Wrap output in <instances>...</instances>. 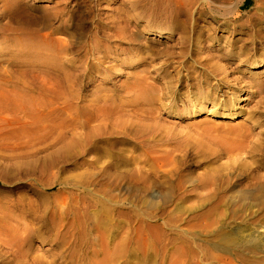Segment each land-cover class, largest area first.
Wrapping results in <instances>:
<instances>
[{
  "label": "rangeland",
  "instance_id": "rangeland-1",
  "mask_svg": "<svg viewBox=\"0 0 264 264\" xmlns=\"http://www.w3.org/2000/svg\"><path fill=\"white\" fill-rule=\"evenodd\" d=\"M160 1L165 0H0V66L17 72L15 66L23 54L21 39L31 34H51V39L65 42L76 35L77 64H99V69L114 66L111 72L87 74L82 80L86 85L82 95L87 99L124 98L127 111L114 116L117 120L108 126H114V135H121L114 138H125L118 160L129 161L121 163L118 170L108 167L110 155L118 149L101 144L97 165L81 169L76 153L58 152L60 143L33 135L36 129L27 124V118L14 120L0 114V264H70L59 257L67 252H60L61 240L55 234L76 232L73 221L96 219L95 208L81 207L92 202L78 186L79 174L83 173L87 182L93 179V184L94 179L119 180L123 190L116 193L126 195L130 192L124 188L135 179L128 174L135 167V156L140 157L142 183L147 188L139 194L151 196L152 201L122 202L109 219L112 224L121 221L119 233L138 232L142 239L161 237L156 244L166 245V258L162 261L158 251L155 264L179 260L173 253L176 234L186 239L185 250H190L192 243L195 249L191 257L201 259V264H241L238 257L264 264V191L259 192L264 186V63L252 67L231 59L228 62L225 83L216 90L217 103L234 97L228 108H233L235 119L214 117L205 111L194 114L200 82L216 84L220 76H213L211 63L217 58L210 55L217 56L218 48L211 43L196 44L195 35L184 39L186 30L176 28L175 21L166 23L158 13ZM177 1L176 6L190 8V0ZM203 1L196 0L199 9H204ZM261 2L206 0L205 5L211 7L205 9H244L246 14L261 9ZM55 15L68 23L60 33L55 31L59 21ZM72 16L75 31L69 30ZM199 21L202 27L206 21L212 24L216 37L230 42L234 39L238 46L245 39L239 31L222 33L211 20ZM163 28L170 33L154 35ZM117 29L124 33L113 32ZM94 39L106 51L97 50ZM132 60L136 64L129 67ZM139 74L146 75L157 92L155 99L136 103L144 107L143 122L154 128L151 135L139 136L129 128L133 118L140 116L131 112L135 107L127 103L131 82ZM205 75L209 79H203ZM207 88L208 92L213 90ZM241 96L245 98L242 102ZM203 106L212 108L210 102ZM57 115L52 113V117ZM136 136L142 144L133 149L131 139ZM165 193L169 196L163 200ZM249 194L253 195L250 200L239 199ZM136 213L139 220L133 219ZM228 232L236 241L232 254L213 246ZM254 239L259 249L253 247Z\"/></svg>",
  "mask_w": 264,
  "mask_h": 264
},
{
  "label": "bare ground",
  "instance_id": "bare-ground-1",
  "mask_svg": "<svg viewBox=\"0 0 264 264\" xmlns=\"http://www.w3.org/2000/svg\"><path fill=\"white\" fill-rule=\"evenodd\" d=\"M262 1L261 9H252L246 14L242 13L244 9H205L209 6L205 5L206 0L203 1L204 9L197 7L196 0L188 2L190 7L188 9L185 8V4L176 6L177 0L160 1L158 13L164 16L166 23H174L175 21L176 28L178 26L184 28L186 30L184 39L195 35L196 44L198 42L211 43L212 45H210L214 49L218 48L220 53L217 56L210 54L217 58V61L211 63L213 76L215 77V74L220 76L216 79V84L210 85L208 80L200 82L201 85L196 95V104L198 105L193 110L194 114L205 111L211 116L227 120H233L237 116L235 112L231 111L233 108H228L235 98L225 100L224 104L223 101L218 104L216 90L219 85L225 83V74L230 69L229 61L235 60L252 65V67L264 63V0ZM174 6L175 8H173ZM180 18L184 19L181 20ZM54 19L59 20L55 31L60 33L68 23L59 15H55ZM61 19L62 21H60ZM74 19L75 16L69 19L71 21L69 30L72 28L74 31L76 30ZM206 19L211 20L214 25L216 24L215 29H221L222 33L227 32L232 35L239 31L245 39L240 40L241 43L238 46L234 39L230 42L222 36L216 37V31ZM199 20L206 21L203 22V24L205 23L203 27L200 26ZM163 29L165 30H155L154 35L170 33L169 30H166L167 28ZM117 31L119 34L120 31L122 34L124 33L121 29L113 32ZM70 34L71 31L68 36ZM21 40L20 51L23 54L15 66L17 72H11L5 66H0V114H8L14 120L27 118L29 120L27 124L36 129V131H32L33 135L48 137L60 143L58 152L66 154L73 151L76 153L80 159L78 167L81 169L84 167L83 165L89 167L97 165L96 156L102 150L101 144H107L111 148L118 149L110 155L108 167L110 165L118 170L121 163L127 162L129 164L128 160L121 158L118 160V156L121 157L123 151L121 147L125 138H114L121 135H114V126L111 124L110 129L108 126L111 120H117L118 117L113 118L114 116L122 115L127 111L128 106L125 105L124 98H116L118 99L116 101L110 95V97L94 96L93 99H87L85 95H82V91H85L84 88L86 87L82 80L87 74L99 71L108 72V70L111 72L114 66L109 65L108 68L99 69V64L87 65L84 61L82 65L77 64L78 59L75 60V49L78 47L76 35L71 36L68 42L61 39H51V34H43V36L25 35ZM93 45L97 50L106 51V47L99 46L95 39ZM135 64L136 61L132 60L128 65L131 67ZM208 77L205 75L203 79H209ZM209 86L211 89L213 88L211 92L207 91ZM130 92L129 96L131 97L127 103H132L135 109H132L131 112L140 116L133 118L129 128L134 129L135 132L139 133L137 134L139 136L142 133L151 135L154 128L143 122L141 109L144 107H139L136 103H146L151 98V100L155 99L156 89L152 87V83L146 75L139 74L131 82L128 93ZM239 99L242 102L245 98L241 96ZM205 102H210L212 108L206 109L203 106ZM235 105L237 106V102ZM53 112L58 115L52 117ZM180 114H189V112H181ZM78 129L82 131L78 132ZM236 130L241 131L243 129L236 127ZM131 141L133 149L141 147L142 142L139 137L131 139ZM139 162V156L132 159V164L135 167L128 174L135 179L124 188L130 192L126 195L121 192L116 193L117 190H123L119 180L118 182H111L94 179V185L93 179L87 182L88 180L84 179V174H79L78 186L92 202L89 205L83 203L81 207L82 209L87 206L95 208L96 219L82 218L76 222L73 221V224L78 228L76 232L55 234V238L61 240L59 242L62 248L60 252H67L66 255L60 254L59 257L70 260V264H155V257L158 251H161L160 255L164 261L166 245L162 244L158 247L156 244L160 243L161 237L152 235L142 239L138 232H135L134 235H128L125 232L119 233L122 227H119L118 224L121 221L117 222L116 220V224L110 223L109 218L114 217V210L119 208L122 202L152 201L151 196H140L139 194L142 190H147L142 183V168ZM116 176L118 179L121 178L119 172ZM260 191H264V186H260ZM168 196L165 193L162 195V199L166 200ZM252 196L251 194L242 195L239 199L242 201L250 200ZM261 197L264 196L261 195ZM139 216V213H136L133 215V219L139 220ZM186 242V239H182L179 234H176L173 239V244H175L173 253H175V258L179 259L174 264H191V262L201 264V259L196 260L191 257L195 249L192 243H190V250H185ZM235 243L234 234L228 232V234L222 235V238L213 246L220 252L232 254V247ZM252 245L257 249L260 248L257 239L252 241ZM233 256L236 258V255ZM56 258L54 257L53 260ZM238 259H240L241 264H254L240 257Z\"/></svg>",
  "mask_w": 264,
  "mask_h": 264
}]
</instances>
